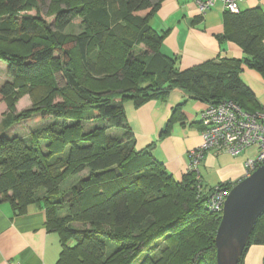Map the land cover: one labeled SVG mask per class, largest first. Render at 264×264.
Returning <instances> with one entry per match:
<instances>
[{
  "label": "trees",
  "instance_id": "obj_1",
  "mask_svg": "<svg viewBox=\"0 0 264 264\" xmlns=\"http://www.w3.org/2000/svg\"><path fill=\"white\" fill-rule=\"evenodd\" d=\"M53 1L61 0H0V58L12 76L0 88V98L8 110H14V90L42 75L49 62L67 78L63 100L46 103L39 114L51 119L42 132H34L31 141L0 134V200H7L16 213L34 203L45 210L47 227L57 232L62 246L56 264H133L138 257V264H216L214 237L221 212L209 210L207 200L215 187L229 191L235 182L207 187L190 170L176 178L153 156L151 146L136 147L123 102L131 100L138 108L179 88L208 103L230 99L248 111L261 109L241 78V67L264 79L263 9L225 10L224 31L216 38L238 45L241 57L222 56L180 69L178 57L161 51L166 31L149 23L162 0H62L56 8ZM42 6L54 15L53 25L40 14ZM33 10L35 14L29 13ZM77 16L83 30L72 36L64 30ZM14 43L23 50H14ZM141 44L143 50L133 56ZM92 49L115 71L96 77V64L89 59ZM74 53L89 74L87 84L75 75ZM43 85L55 98L54 82ZM179 110L180 104L172 109L161 136ZM90 112L99 122L85 130L82 118ZM18 119L11 113L6 122ZM211 150L222 153L211 148L203 157ZM80 172L85 176L70 185L71 195L62 206L68 215L61 219L56 211L60 187ZM40 189L42 196L37 195ZM74 216L86 218L89 228L65 225ZM108 242L114 243L110 250ZM254 244L264 246V211L237 264H244Z\"/></svg>",
  "mask_w": 264,
  "mask_h": 264
},
{
  "label": "crops",
  "instance_id": "obj_2",
  "mask_svg": "<svg viewBox=\"0 0 264 264\" xmlns=\"http://www.w3.org/2000/svg\"><path fill=\"white\" fill-rule=\"evenodd\" d=\"M195 1L160 2L149 23L157 31H166L161 51L167 56L178 57L180 69L211 59L218 60L222 56L241 57L243 52L238 45L232 41L221 44L216 38L225 27V10L221 2L217 1L201 14ZM253 7L264 11V0H245L239 4V10ZM5 68H8L7 63ZM241 78L264 107V79L244 65L241 67ZM179 104L176 119L168 132L161 136L172 116V109ZM207 104V101L192 98L183 90L173 88L164 99L154 98L138 108L127 100L123 102V107L134 132L136 147L151 146L153 156L163 162L171 174L180 178L188 168L189 149L201 143V111ZM254 150L253 147L248 148L236 155L239 158L228 157L230 160L225 162L221 159L229 156L228 153L207 152L198 166L202 184L212 187L225 180H239L243 162ZM212 176L215 180L211 182ZM61 247L57 232L47 227L43 208L34 203L28 205L25 212L16 213L7 200H0V264H56ZM259 249L260 246L251 249L246 264H261L262 249Z\"/></svg>",
  "mask_w": 264,
  "mask_h": 264
},
{
  "label": "rangeland",
  "instance_id": "obj_3",
  "mask_svg": "<svg viewBox=\"0 0 264 264\" xmlns=\"http://www.w3.org/2000/svg\"><path fill=\"white\" fill-rule=\"evenodd\" d=\"M27 1V0H26ZM53 8L60 7L62 6V0L61 1H53L52 2ZM25 11V10H24ZM24 11H21L19 15L21 16L24 14ZM48 9H46L45 6H42L40 9V14L45 17L46 21L49 22L50 24L53 25V20H54V15L48 14ZM29 12V11H28ZM27 12V13H28ZM46 12L49 16L46 15ZM29 13L35 14V11H30ZM140 14L146 13V11H140L138 12ZM82 21L81 17H75L70 25L64 30L67 34L69 35H77L80 33L82 29ZM140 47L142 48H136L135 47V52L133 56H137L140 54V51H137V49H142L143 50V45L141 44ZM12 48L16 51L23 50L22 46H19L17 43L12 44ZM145 48V47H144ZM134 49V48H133ZM111 52V50H110ZM72 65L74 67L75 75L77 78H79L80 81L84 82V84H87V81L89 79V74L86 73L82 68H81V59L76 56V54H72ZM112 55L115 57V50L113 51ZM100 54L98 52H95L94 49L90 50L89 52V59L94 61L96 64V77H102L105 74H108L109 71H115L113 70L114 67L112 66L110 70L111 64L108 63L106 58L101 59ZM0 61L2 62L1 68L0 67V88L2 85L6 82H11L12 81V76L10 75L8 68H5V64L7 63L4 59L0 58ZM5 63V64H4ZM145 63V62H142ZM115 64V63H113ZM8 66V64H7ZM44 72L42 75L40 74H35L33 77V80H28L26 83V86L21 89H16L14 90V110L11 112L8 110V107L3 99L0 98V134L5 135L6 137H14L17 136L18 138H23V139H28L31 141V136L33 135L34 132H42L45 128L46 125L51 123L50 117H42L41 114L42 110L44 107H46V103H51V104H57L59 101L63 100L62 98V91L65 88V85L67 84V78L64 75V72L61 70H57L56 68L53 67V63L46 64ZM85 69V68H84ZM87 70V69H85ZM140 73L142 74L143 68H139ZM53 76V78H52ZM115 76V75H114ZM5 77V78H3ZM46 81H49L50 83H53L56 85L58 91L55 94V98L52 97V93L48 94V89L43 85L46 83ZM86 82V83H85ZM100 83V81H99ZM32 87L34 91H29L28 88ZM51 92V91H50ZM52 97V99H50ZM17 114V117H19L18 120L13 121L11 123H7L6 119L10 117V114ZM91 114H85V116L82 118L83 121H86L83 125L85 130L91 129L94 124L99 122L98 118L95 116L94 113L90 112ZM94 119V121L92 119ZM94 123V124H93ZM11 129L16 130V131H11ZM110 131H114L115 133H120V130L115 129V128H109ZM13 132V133H11ZM111 133V132H110ZM200 145V144H199ZM198 146V145H197ZM44 153L47 152V150L41 148ZM241 154V153H240ZM229 156H223L222 157V162H225L226 160H230L228 157H231L232 159L234 157L239 158L238 156H232L230 154H227ZM218 166V165H217ZM201 170V167H200ZM87 171V170H84ZM85 175L83 172H80L78 174L74 175H69L68 179L66 182H64L60 190L61 192L58 193V196H61L59 204L56 206V211H57V216L59 218H65L68 213L65 212L66 209H62V206L64 205V201L66 197H69L71 195V190H70V185L74 184L76 185V182L84 177ZM219 177V175H217ZM215 180V177L212 176L211 182ZM237 182V181H236ZM64 191V193H63ZM90 191V190H89ZM88 191V192H89ZM42 189L38 191V196H42L44 193ZM64 200V201H63ZM65 225L69 226L71 229H88L89 224L87 223L86 218H80L74 216L72 220L65 222ZM72 239L69 240L71 242ZM114 243L108 242V249L110 250L113 247ZM254 246H260L261 250V264H263V259H264V246L262 245H250L245 256L243 259V263L246 264V258L248 257V254L251 252V249ZM157 253V252H156ZM140 260V257H138L136 260H134L133 264H138V261ZM260 264V263H258Z\"/></svg>",
  "mask_w": 264,
  "mask_h": 264
},
{
  "label": "built area",
  "instance_id": "obj_4",
  "mask_svg": "<svg viewBox=\"0 0 264 264\" xmlns=\"http://www.w3.org/2000/svg\"><path fill=\"white\" fill-rule=\"evenodd\" d=\"M217 1L221 2L224 10L237 13L239 4L245 0H197L195 2L199 12L203 14ZM201 122L203 125L201 143L189 149V162L186 169L196 172L199 180H201L198 170L199 163L203 154L211 148L233 156L251 147L255 149L244 160L243 173L239 180L249 176L264 163V107L248 111L230 99H223L206 105L201 111ZM227 193V188L215 187L207 200V208L221 212Z\"/></svg>",
  "mask_w": 264,
  "mask_h": 264
},
{
  "label": "water",
  "instance_id": "obj_5",
  "mask_svg": "<svg viewBox=\"0 0 264 264\" xmlns=\"http://www.w3.org/2000/svg\"><path fill=\"white\" fill-rule=\"evenodd\" d=\"M264 211V163L228 191L215 233L216 264H237Z\"/></svg>",
  "mask_w": 264,
  "mask_h": 264
},
{
  "label": "bare ground",
  "instance_id": "obj_6",
  "mask_svg": "<svg viewBox=\"0 0 264 264\" xmlns=\"http://www.w3.org/2000/svg\"><path fill=\"white\" fill-rule=\"evenodd\" d=\"M203 157V156H202Z\"/></svg>",
  "mask_w": 264,
  "mask_h": 264
}]
</instances>
